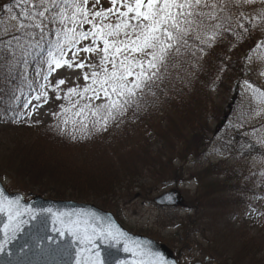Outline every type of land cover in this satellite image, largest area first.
<instances>
[{
  "label": "trees",
  "instance_id": "obj_1",
  "mask_svg": "<svg viewBox=\"0 0 264 264\" xmlns=\"http://www.w3.org/2000/svg\"><path fill=\"white\" fill-rule=\"evenodd\" d=\"M6 14L19 20L0 39V178L10 191L112 211L119 198L193 179L191 212L156 218L179 231L168 243L178 262L264 264V134L221 131L246 55L264 45V0H0ZM83 50L87 85L58 97L56 71ZM248 157L262 165L246 169ZM204 197L222 215L197 225Z\"/></svg>",
  "mask_w": 264,
  "mask_h": 264
},
{
  "label": "water",
  "instance_id": "obj_2",
  "mask_svg": "<svg viewBox=\"0 0 264 264\" xmlns=\"http://www.w3.org/2000/svg\"><path fill=\"white\" fill-rule=\"evenodd\" d=\"M29 196L9 194L0 181V264H178L166 244L126 231L92 203ZM154 202L181 199L170 190Z\"/></svg>",
  "mask_w": 264,
  "mask_h": 264
},
{
  "label": "rangeland",
  "instance_id": "obj_3",
  "mask_svg": "<svg viewBox=\"0 0 264 264\" xmlns=\"http://www.w3.org/2000/svg\"><path fill=\"white\" fill-rule=\"evenodd\" d=\"M18 26L19 20L12 14H6L0 19V39L4 36H9L15 33ZM81 30L83 33H88L89 28L86 25H83ZM4 47L7 46L4 45ZM87 63L88 58L85 51H81L80 54L72 55L70 53L68 55L67 63L59 67L55 76V80H59L63 83L58 97L70 93L69 87H84L87 85L89 81ZM245 68L246 73L244 78L235 86V94L234 97L231 98V104L228 108V111L232 109V114H228V123L225 128L221 129V131L224 132L227 126L233 123V130L255 141L260 133L264 134V99L262 100L264 97V45H259L246 55ZM32 77L33 76H31V78ZM1 80L2 79H0V81ZM218 98L219 97L215 94H211V100L217 101ZM50 111L51 106H41L39 115H43L45 119H47L50 115ZM213 140L214 142H209L207 151L211 152V156L218 158L223 152V148L218 146L215 139ZM1 161L2 160L0 159V162ZM233 161L240 164L236 160ZM241 161L243 164L246 163V169L248 170L262 165V161L257 160L254 157H248ZM4 168L5 166H3V169ZM6 180H8L7 177L4 178V181ZM196 186L197 183L193 179H185V181H179L177 183L171 182L166 186L161 187L162 190L152 192L149 195H141L139 198L125 200L131 201L129 203L119 204L121 200V198H119V201L112 211L129 231L155 238L162 242H166L168 245V243L171 242L172 237L179 234V231L175 232V227L166 226V220L157 222L156 218L162 217V215H169V209H174L177 213L184 212L183 214L191 212V210H187L186 206H184L183 201L185 197H192L196 194ZM173 189H175L181 197L180 204L178 203L173 208H163L153 203V199L159 194ZM146 198L148 200H146ZM200 203L203 205L201 214H203L204 219L201 221L202 224L197 225H206L205 223L208 221H205L206 218L210 219L222 215L219 208L209 207V203L205 201V197L204 199H200ZM261 205H263L264 208V204ZM262 213L263 211H260L257 214L261 216ZM167 219L169 221V216ZM184 224H188V222H184ZM221 235H225L222 230ZM226 235L227 237L225 238L229 243L232 245H240L241 239H239L237 233L229 232V234ZM217 236L221 237L219 234H217ZM192 246L193 245H190L187 249H191ZM184 260L186 263L189 262V259L187 258ZM231 262L232 261H229L228 264Z\"/></svg>",
  "mask_w": 264,
  "mask_h": 264
},
{
  "label": "bare ground",
  "instance_id": "obj_4",
  "mask_svg": "<svg viewBox=\"0 0 264 264\" xmlns=\"http://www.w3.org/2000/svg\"><path fill=\"white\" fill-rule=\"evenodd\" d=\"M0 181L1 182H3L2 181V179L0 178ZM7 190V189H6ZM8 192H9V194H15V193H21L23 196L24 195H26L25 193H23V192H20V191H17V190H7ZM40 196H43V195H41V194H39ZM44 197V196H43ZM96 207H98L99 209H101V207H99V206H97V205H95ZM71 222V221H70ZM70 222H68V223H66L65 225H68ZM157 241V240H156ZM157 242H159V241H157Z\"/></svg>",
  "mask_w": 264,
  "mask_h": 264
}]
</instances>
